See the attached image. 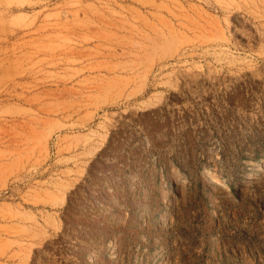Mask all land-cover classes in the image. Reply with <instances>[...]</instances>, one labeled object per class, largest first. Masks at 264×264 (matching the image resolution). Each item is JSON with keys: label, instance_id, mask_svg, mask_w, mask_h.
Masks as SVG:
<instances>
[{"label": "rangeland", "instance_id": "rangeland-1", "mask_svg": "<svg viewBox=\"0 0 264 264\" xmlns=\"http://www.w3.org/2000/svg\"><path fill=\"white\" fill-rule=\"evenodd\" d=\"M0 264H264V0H0Z\"/></svg>", "mask_w": 264, "mask_h": 264}, {"label": "bare ground", "instance_id": "bare-ground-1", "mask_svg": "<svg viewBox=\"0 0 264 264\" xmlns=\"http://www.w3.org/2000/svg\"><path fill=\"white\" fill-rule=\"evenodd\" d=\"M200 180L201 181H206V182H209V183H216L218 186L227 185L225 179H219L213 172H210V171L201 173Z\"/></svg>", "mask_w": 264, "mask_h": 264}]
</instances>
